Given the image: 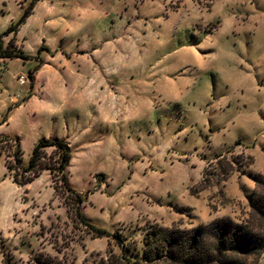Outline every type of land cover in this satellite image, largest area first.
<instances>
[{
    "label": "rangeland",
    "instance_id": "rangeland-1",
    "mask_svg": "<svg viewBox=\"0 0 264 264\" xmlns=\"http://www.w3.org/2000/svg\"><path fill=\"white\" fill-rule=\"evenodd\" d=\"M30 1L0 0V33ZM26 22L28 54L45 60V39L58 50L85 42L97 56L73 55L71 69L98 63L111 81L96 95L79 82L42 96L47 69L35 97L15 107L32 90L18 77L37 62L0 59V264H130L156 223L231 217L264 232L252 207L264 192L253 176L264 175V0H43ZM51 135L71 141L80 205L50 169L21 186L6 166L15 163L7 136L20 139L27 165ZM44 152L57 159L54 146ZM78 206L112 235L76 219ZM247 264H264V252Z\"/></svg>",
    "mask_w": 264,
    "mask_h": 264
},
{
    "label": "trees",
    "instance_id": "trees-1",
    "mask_svg": "<svg viewBox=\"0 0 264 264\" xmlns=\"http://www.w3.org/2000/svg\"><path fill=\"white\" fill-rule=\"evenodd\" d=\"M38 0H31L23 6L19 19L13 22L0 33V58H21L28 60L34 58L19 49L14 37L7 46L2 38L10 34H17L21 25L33 13ZM38 64L30 69L29 79L33 86L35 73L43 60L37 57ZM7 121V118L3 122ZM2 122V123H3ZM1 124V123H0ZM15 140L14 164L6 159V166L12 172L14 182L21 186L32 183L41 176L43 169H50L54 177L60 176L62 188L68 191L80 205L85 202V196L73 188L69 181V166L73 154L70 143L64 138H40L33 148L30 160L25 165L21 141L18 137H6ZM54 146L58 154L57 159L48 163L44 161V148ZM232 151V150H231ZM8 156H11L8 154ZM225 170H229L225 167ZM259 186L264 184V175L253 173ZM56 189L59 188L56 183ZM253 211L264 219V192L252 199ZM76 219L86 224L99 236H111L108 230L92 224L87 216L76 208ZM144 256L136 260L126 258L130 264H153L157 261H166L170 264H247L251 256L264 252V232L247 222H237L231 217L216 218L208 223H201L190 229L179 227H164L159 224L152 225L149 236L146 238ZM125 255V254H124ZM123 259V255L121 256ZM41 264H46L38 259ZM6 264H12L10 259Z\"/></svg>",
    "mask_w": 264,
    "mask_h": 264
},
{
    "label": "crops",
    "instance_id": "crops-1",
    "mask_svg": "<svg viewBox=\"0 0 264 264\" xmlns=\"http://www.w3.org/2000/svg\"><path fill=\"white\" fill-rule=\"evenodd\" d=\"M41 2H43V0H38L37 1L36 5L34 7L33 13L27 19H29L33 14H35V12H36V10L38 8V5ZM25 4L26 3L23 4V2H19V5L21 6V9H22L21 14L23 12V6L22 5H25ZM25 22L23 23L24 25L27 24V22L26 23ZM23 24L21 25L22 27H20V29L17 32V34H13V35L10 34L8 36H5L2 39V42L4 43L5 46H7L8 45V42L10 41V39L14 37L17 47L19 49L23 50L26 54H28L23 49V44L21 42L22 40L19 37V33L21 32L22 28L24 27ZM8 37L10 39H8L7 41H5L6 38H8ZM41 50H47L48 53H49V56L47 58H45V60L42 59L43 60V63L41 64L40 68L35 73V80H34L33 86L31 85V82H30L29 77H26L24 75H21V76L18 77V80H19V82H20L21 85H26L27 83L30 82V85H31L32 90L24 98L23 101H21V102L18 101L15 107L20 106V105H24L25 103L29 102L30 99H32L33 97H35L33 90L36 89V86H37L38 81H39V76H41V74L43 73V71H45L47 69H49V75H50V77H51L52 80L50 82H48L46 80V81L42 82V84L40 85V93H41L42 96H44V95L47 94V92H48V90H49L50 87L52 88L54 86H59L60 89L61 88L64 89L69 84L72 85V86L73 85L75 86L79 82H82V83L85 84L84 86L87 87L86 92H87L88 95H96L97 93H99V88H101V89H104V88L110 89V86H109L108 82L111 81V76H109V75H105L104 76L102 74V72H99V67L98 66L101 67L100 64H98V63H92V65L90 67L92 69V73L82 71V70H80V68L78 70H76V71H73L71 69V67H70V61H71V58L73 57V55L76 58H78L79 55L80 56L81 55H86V56L93 55V56H97V53L99 52V49L97 47L90 48L84 42L83 44H79V48L77 49V51L71 50L69 47L67 49L66 48H62V49L58 50V49L53 48L52 45L45 39L43 41V44H42L40 50H39V54H40V51ZM29 55L33 56L34 58L28 59V60H24V61H30V62L36 61L37 63L34 65V66H36L38 64L37 57H40V55H32V54H29ZM0 59H2L4 62H6L7 60H9V58L8 59L0 58ZM56 60L58 61L57 66H55ZM98 60H99V58H98ZM111 75H115V73L112 72ZM21 77L24 80L23 83H21V81H20ZM13 100L16 102L17 101V97H14ZM6 118H7V121H8L9 117H6ZM5 122H3V123H5ZM42 137H47V136H42ZM42 137H40V138H42ZM53 137L64 138V139L68 140L67 137H60V136H57V135H51L50 137H47V138H53ZM40 138H38L37 141ZM68 142L71 144V141L68 140Z\"/></svg>",
    "mask_w": 264,
    "mask_h": 264
},
{
    "label": "built area",
    "instance_id": "built-area-1",
    "mask_svg": "<svg viewBox=\"0 0 264 264\" xmlns=\"http://www.w3.org/2000/svg\"><path fill=\"white\" fill-rule=\"evenodd\" d=\"M20 81H21V83H23V82H24V80H23V78H22V77H21Z\"/></svg>",
    "mask_w": 264,
    "mask_h": 264
}]
</instances>
